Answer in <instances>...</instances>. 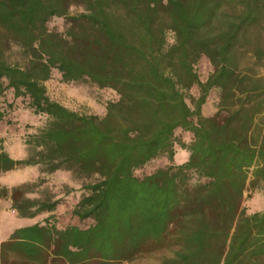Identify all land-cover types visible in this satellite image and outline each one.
Returning <instances> with one entry per match:
<instances>
[{
    "label": "trees",
    "instance_id": "obj_1",
    "mask_svg": "<svg viewBox=\"0 0 264 264\" xmlns=\"http://www.w3.org/2000/svg\"><path fill=\"white\" fill-rule=\"evenodd\" d=\"M56 16L65 31L50 28ZM0 27L27 57L13 64L0 48V96L13 88L48 116L25 157L0 136V198L23 218L49 213L0 241V264H127L163 248L161 264H264V209L244 205L264 185V0H0ZM54 69L119 99L103 115L74 110L48 93ZM214 90L218 110L206 115ZM4 118L0 104V127ZM178 146L190 153L182 163ZM163 155L167 165L136 173ZM27 166L69 172L80 184L73 214L91 223L58 225L65 198L30 195L43 177L1 184Z\"/></svg>",
    "mask_w": 264,
    "mask_h": 264
},
{
    "label": "rangeland",
    "instance_id": "obj_2",
    "mask_svg": "<svg viewBox=\"0 0 264 264\" xmlns=\"http://www.w3.org/2000/svg\"><path fill=\"white\" fill-rule=\"evenodd\" d=\"M82 10L80 6H73L71 13H77ZM49 26L52 29L65 31L67 22L64 17H53ZM169 41H174V33L169 32ZM1 43L0 48L4 52V58L13 64L24 65L27 62V57L24 50L15 44L7 32L0 27ZM196 68L203 80H206L209 74L213 71L214 66L207 56L201 57L196 65ZM7 82V80H6ZM48 93L53 99H56L68 107L80 112L105 114L107 103L111 100L119 99L118 92L110 87H99L90 82H65L62 79V74L59 70L54 69L52 77L46 82ZM192 94L198 95V87H193ZM219 92L214 90L211 92L207 103L204 105L203 112L206 115H213L218 110ZM0 104L5 111V118L0 127V136L3 139L5 149L15 158L25 157L27 155L26 139L30 134L37 132L44 127L48 121V116L43 113H36L29 105L28 96H16L14 89L8 87L3 95L0 96ZM186 142L192 139V133L179 131ZM189 151L178 146L175 160L177 163H182L189 158ZM169 159L163 155L152 160L144 167L137 169L136 173L140 176L148 174L160 166L167 165ZM45 178L46 182L38 187L31 196L53 194L57 197H64L65 202L58 207L55 214L58 219V225L64 226L75 223L82 226H87L91 223L90 220L81 221L73 214V206L76 198L73 194L79 193V182L72 179L67 171H58L53 174H42L38 166H27L4 173L1 177L2 185H13L22 181H38L40 178ZM73 186L72 194L66 195L67 187ZM69 186V187H70ZM244 205L247 206L248 212L264 209V185L261 184L257 188H249L245 192ZM49 213H45L36 218H23L18 215V212L12 207V201L9 198H0V240L8 237L10 232L18 226L27 225L36 221H43ZM172 251L168 248L158 249L153 252L144 253L137 256L127 264H161L162 260L170 256ZM89 264H98L90 262Z\"/></svg>",
    "mask_w": 264,
    "mask_h": 264
},
{
    "label": "crops",
    "instance_id": "obj_3",
    "mask_svg": "<svg viewBox=\"0 0 264 264\" xmlns=\"http://www.w3.org/2000/svg\"><path fill=\"white\" fill-rule=\"evenodd\" d=\"M27 224H30V223H27ZM11 233V232H10ZM2 240H4V239H1L0 241H2Z\"/></svg>",
    "mask_w": 264,
    "mask_h": 264
}]
</instances>
